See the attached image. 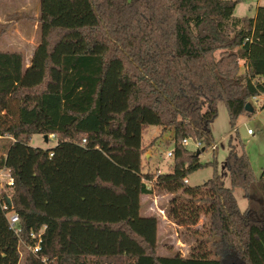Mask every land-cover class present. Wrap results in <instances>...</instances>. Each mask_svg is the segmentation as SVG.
<instances>
[{
    "label": "trees",
    "instance_id": "16d2710c",
    "mask_svg": "<svg viewBox=\"0 0 264 264\" xmlns=\"http://www.w3.org/2000/svg\"><path fill=\"white\" fill-rule=\"evenodd\" d=\"M239 2L41 0L30 62L21 50L0 51V169L14 180L0 189V264H19L22 241L34 245L29 232L44 226L25 264H264V167L257 177L235 143L201 185L218 235L212 257L159 254V219L141 214L152 193L143 171L150 125L174 133V162L157 181L187 187L209 163L197 150L217 147L219 103L234 126L264 94V4L248 17L235 14ZM34 134L57 144L32 146Z\"/></svg>",
    "mask_w": 264,
    "mask_h": 264
},
{
    "label": "rangeland",
    "instance_id": "374dc122",
    "mask_svg": "<svg viewBox=\"0 0 264 264\" xmlns=\"http://www.w3.org/2000/svg\"><path fill=\"white\" fill-rule=\"evenodd\" d=\"M263 4L264 0H240L236 6L235 14L237 16H253L257 7ZM40 5L41 0H0V51L21 50L24 53L26 62H30V55L32 57L39 41L38 15ZM257 99L258 103L253 102L255 111L241 114L236 119L234 126L231 123L226 103L223 101L219 103L218 115L212 123V136L217 147L214 150V146L210 145L204 151H200V162L209 163L188 174V183H186L188 188L184 186L178 187L176 181L173 184L166 182L164 183L166 186L161 187L163 183L157 181V174L170 170V164L174 162V157L167 155L175 147L173 131L170 129L163 131L159 126L150 125L144 132L143 140L146 146V154L143 156V171L147 172V175L144 176L145 181H149L148 183L152 182V193L144 197L141 214H147L143 207H146V203L151 205L155 199L159 206L166 205L167 207L170 204L178 203L199 206L196 208L204 212L208 209V225L200 223L201 218L199 222L194 224V228L201 225L199 229L195 228L194 230L198 233L200 232L197 235L203 241L194 242L196 247H191V249L199 256L212 257L213 249H215L212 242L218 240V235L209 228L213 212V207H211L209 200L211 191L208 188L201 187V185L211 179L216 173L222 171L230 143H235L237 150L245 151L248 154L253 172L257 177L260 176L264 167V100L261 97ZM248 129H251L252 133H248ZM30 144L35 147L52 149L57 144V139L54 136H50L49 140L46 141L44 135L34 134ZM188 148L197 150L195 141L189 139ZM147 152L151 156L149 155L148 157ZM148 175L153 176V179L148 180ZM6 179L7 175L1 174L0 189L5 184ZM225 183L230 186L229 177L225 178ZM197 188H203L205 191L196 190ZM162 194H165V196H161ZM235 196L240 209L246 210L249 201L244 190L241 188L235 189ZM201 210L198 211V214ZM179 233H183L184 237L185 234L188 237L195 236L194 231H188L187 228L180 229ZM26 250V245L22 244L19 264H25ZM158 253L168 255L160 252V250Z\"/></svg>",
    "mask_w": 264,
    "mask_h": 264
},
{
    "label": "crops",
    "instance_id": "0c3cea01",
    "mask_svg": "<svg viewBox=\"0 0 264 264\" xmlns=\"http://www.w3.org/2000/svg\"><path fill=\"white\" fill-rule=\"evenodd\" d=\"M33 56V55H32ZM31 58V55H30ZM262 98V97H261ZM249 130V129H248ZM146 154V153H145ZM147 155L149 157V152H147ZM151 156V155H150ZM147 182V181H146ZM188 183V182H186ZM148 187L149 184L147 183ZM166 186L164 183L161 187ZM151 188V187H149ZM146 195H142L141 197V205L143 203L144 197ZM161 196H165V194H162ZM156 200V199H155ZM152 203L151 205L146 203V207H143L146 215H156L159 219L158 223V233H157V241H158V251L168 254V256H188L191 255L195 258H210L205 256H199L196 254L195 251L191 249V247L194 246V242H197L200 240L202 242V238H199L200 236L197 234H200V232H196V229H199L198 226L194 228V224L199 222L204 224L206 223L208 225V213L202 211L201 209H198L193 204H178L173 203L166 207V205L159 206L157 203ZM142 207V206H141ZM201 210V212L198 214V211ZM187 228L188 231H194L195 236L194 237H188L185 234L179 233L180 229ZM210 228V225H209ZM198 231V230H197ZM183 237V238H182ZM187 237V238H186Z\"/></svg>",
    "mask_w": 264,
    "mask_h": 264
},
{
    "label": "built area",
    "instance_id": "2783aa9c",
    "mask_svg": "<svg viewBox=\"0 0 264 264\" xmlns=\"http://www.w3.org/2000/svg\"><path fill=\"white\" fill-rule=\"evenodd\" d=\"M258 97H262L263 100H264V94H261V95L255 96L253 98V102L254 103H258V99H257ZM248 133H252V130L249 129L248 130ZM183 144L189 145V139L188 138L183 139ZM167 155L168 156H172V151H169L167 153ZM5 171L6 170H4V169H0V176H1V174H6L7 175V179L5 180V183L13 184V182H14L13 177L10 175L9 172H6L5 173ZM185 181L188 182L187 179H185ZM148 182L149 181H147V183ZM151 183L152 182L148 183L149 184V187H151ZM155 203H156V200H155ZM3 207L6 208L7 205L5 204ZM8 220H9V224H10L11 228H13L16 233H18L21 230L20 227L18 226V223H19V220H20L18 213H16V212H10L8 214ZM45 228H46V226H44L43 228H40L39 230H31L29 232V238L31 240H33L35 244L34 245L26 244V242H23L22 241V243L24 245H26L27 249L33 250L35 252H37L38 250L41 249V242L43 241V235H44Z\"/></svg>",
    "mask_w": 264,
    "mask_h": 264
},
{
    "label": "water",
    "instance_id": "95a60500",
    "mask_svg": "<svg viewBox=\"0 0 264 264\" xmlns=\"http://www.w3.org/2000/svg\"><path fill=\"white\" fill-rule=\"evenodd\" d=\"M246 110L248 111V112H254V107H253V104H252V102H248L247 104H246ZM44 138H45V140L47 141L48 140V136L47 135H44ZM204 151L205 150V147H202L201 149H198L197 150V155H199V153H200V151Z\"/></svg>",
    "mask_w": 264,
    "mask_h": 264
}]
</instances>
